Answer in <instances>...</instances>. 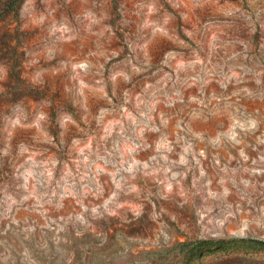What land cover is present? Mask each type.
Returning a JSON list of instances; mask_svg holds the SVG:
<instances>
[{"label": "rangeland", "instance_id": "obj_1", "mask_svg": "<svg viewBox=\"0 0 264 264\" xmlns=\"http://www.w3.org/2000/svg\"><path fill=\"white\" fill-rule=\"evenodd\" d=\"M241 237L264 0H0V264H264Z\"/></svg>", "mask_w": 264, "mask_h": 264}, {"label": "trees", "instance_id": "obj_2", "mask_svg": "<svg viewBox=\"0 0 264 264\" xmlns=\"http://www.w3.org/2000/svg\"><path fill=\"white\" fill-rule=\"evenodd\" d=\"M236 242L241 246L242 244L244 245H249L253 248L264 250V238L262 237H241V238H236ZM234 240V241H235ZM222 242V241H221ZM204 244H213L214 241L207 240V241H202ZM217 243V242H215Z\"/></svg>", "mask_w": 264, "mask_h": 264}]
</instances>
